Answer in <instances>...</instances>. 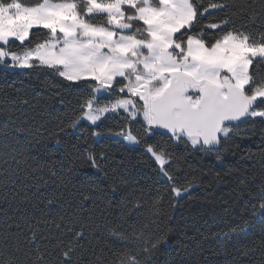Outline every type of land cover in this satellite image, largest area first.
Segmentation results:
<instances>
[{
  "label": "trees",
  "instance_id": "16d2710c",
  "mask_svg": "<svg viewBox=\"0 0 264 264\" xmlns=\"http://www.w3.org/2000/svg\"><path fill=\"white\" fill-rule=\"evenodd\" d=\"M13 1L43 2L0 6ZM49 1L74 2L86 24L109 28L107 15L87 14L85 0ZM189 2L194 19L173 36L182 50L191 37L211 49L228 34L264 46V0ZM128 25L146 39L143 23ZM60 36L37 27L24 43L0 47L20 54ZM248 75L243 92L252 97L264 88V58ZM124 84L115 80L95 99L93 80L0 61V264H264V117L229 127L215 151L123 113L82 120L93 99L105 107L125 97ZM254 110L264 114V99ZM125 133L135 145L117 138Z\"/></svg>",
  "mask_w": 264,
  "mask_h": 264
},
{
  "label": "rangeland",
  "instance_id": "374dc122",
  "mask_svg": "<svg viewBox=\"0 0 264 264\" xmlns=\"http://www.w3.org/2000/svg\"><path fill=\"white\" fill-rule=\"evenodd\" d=\"M85 1L88 15H107L110 23H143L146 39L140 40L134 34H119L110 28L86 24L74 2L68 5L61 2L62 5H59L44 0L40 6L28 8L13 1L8 6H0V45L10 41L24 43L29 31L37 27L48 28L61 36L39 45L42 47L37 46L39 48L36 47V50L34 48L20 54L9 53L0 47V61H10L12 66L20 69L35 63L56 68L69 81L95 80L98 85L94 91L95 99L105 94L115 80L124 79V87L118 89V93L125 97L105 107L97 106L95 99L87 104L82 120L91 124L108 114L123 113L131 120L141 119L150 128L153 123L150 101L169 84L170 72H184L199 85L207 82L222 92L224 79L244 90L249 84L251 61L264 58V46L252 45L245 36L233 34L221 38L211 49H206L199 38L191 37L185 43V50H182L174 42L173 36L194 19L189 0ZM127 7L135 9V15H126L122 11ZM213 10L214 7L206 12ZM80 34L87 38L79 39L77 36ZM117 34L121 35L119 42H109L108 39ZM89 42L98 54L86 46ZM114 52L119 55H113ZM99 54L101 59L96 56ZM194 92H198V89ZM251 98L254 101L264 99V88ZM187 99L192 106H197L199 97L188 96ZM248 117L263 118L264 114L253 110ZM228 133L229 128H225L220 132V137L224 138ZM174 137L185 138L193 148L201 147L197 138H186L182 134ZM117 138L128 145L136 144L128 133ZM147 152L161 168L165 165L166 159L162 155L150 150ZM183 194L175 191L177 198ZM128 264L134 262L129 261Z\"/></svg>",
  "mask_w": 264,
  "mask_h": 264
},
{
  "label": "water",
  "instance_id": "95a60500",
  "mask_svg": "<svg viewBox=\"0 0 264 264\" xmlns=\"http://www.w3.org/2000/svg\"><path fill=\"white\" fill-rule=\"evenodd\" d=\"M109 28L119 34L132 31L131 26L123 22H112ZM195 89H198L199 100L197 106H192L187 98ZM149 108L156 132L197 138L202 148L215 151L220 148V132L242 125L254 110V100L226 79L222 92L213 84L199 85L188 74L172 71L169 84L150 101Z\"/></svg>",
  "mask_w": 264,
  "mask_h": 264
},
{
  "label": "crops",
  "instance_id": "0c3cea01",
  "mask_svg": "<svg viewBox=\"0 0 264 264\" xmlns=\"http://www.w3.org/2000/svg\"><path fill=\"white\" fill-rule=\"evenodd\" d=\"M44 1V0H43ZM71 2H67V3H63V4H70ZM59 5H62V3H59ZM117 20V19H116ZM119 20V19H118ZM121 35H118L117 34V36L115 35V37H112V39H108L109 40V42L111 41H113V40H117V43L119 42V40L121 39V37H120ZM123 36V35H122ZM125 37V36H124ZM102 43H104V42H102ZM101 43V44H102ZM99 44V43H98ZM45 45V44H44ZM104 45V44H103ZM86 46L89 48V49H92L91 51H93V50H95V49H93V46L90 44V42L89 43H86ZM39 47H42V46H39ZM39 47H37V48H39ZM37 48H35L34 50H36ZM95 51H97V50H95ZM95 51H93L94 53H96V54H98L97 52H95ZM128 54V53H127ZM129 54H131V52H129ZM128 54V55H129ZM98 58L101 56V54H99V55H96ZM100 59H101V57H100ZM13 67H14V65H13ZM62 76V75H61ZM93 81H95V80H93ZM95 82H97V81H95Z\"/></svg>",
  "mask_w": 264,
  "mask_h": 264
},
{
  "label": "flooded vegetation",
  "instance_id": "af4514ba",
  "mask_svg": "<svg viewBox=\"0 0 264 264\" xmlns=\"http://www.w3.org/2000/svg\"><path fill=\"white\" fill-rule=\"evenodd\" d=\"M195 94H198V92H194V90H193L189 96H194ZM197 97H199V94Z\"/></svg>",
  "mask_w": 264,
  "mask_h": 264
}]
</instances>
